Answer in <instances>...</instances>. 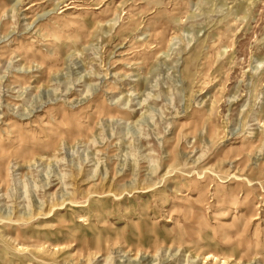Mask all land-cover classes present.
Returning a JSON list of instances; mask_svg holds the SVG:
<instances>
[{"label": "rangeland", "instance_id": "obj_1", "mask_svg": "<svg viewBox=\"0 0 264 264\" xmlns=\"http://www.w3.org/2000/svg\"><path fill=\"white\" fill-rule=\"evenodd\" d=\"M0 264H264V0H0Z\"/></svg>", "mask_w": 264, "mask_h": 264}, {"label": "bare ground", "instance_id": "obj_2", "mask_svg": "<svg viewBox=\"0 0 264 264\" xmlns=\"http://www.w3.org/2000/svg\"><path fill=\"white\" fill-rule=\"evenodd\" d=\"M235 229H238V227L234 226ZM243 232H245V230L243 229L242 230ZM212 257H214V255H212Z\"/></svg>", "mask_w": 264, "mask_h": 264}]
</instances>
